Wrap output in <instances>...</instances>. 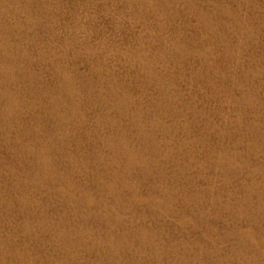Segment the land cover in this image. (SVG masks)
<instances>
[{"label":"rangeland","instance_id":"374dc122","mask_svg":"<svg viewBox=\"0 0 264 264\" xmlns=\"http://www.w3.org/2000/svg\"><path fill=\"white\" fill-rule=\"evenodd\" d=\"M0 264H264V0H0Z\"/></svg>","mask_w":264,"mask_h":264}]
</instances>
